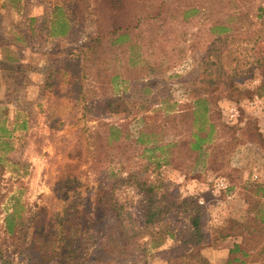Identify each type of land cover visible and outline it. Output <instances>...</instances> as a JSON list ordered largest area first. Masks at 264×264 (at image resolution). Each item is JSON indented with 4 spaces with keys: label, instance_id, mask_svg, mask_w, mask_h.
Returning <instances> with one entry per match:
<instances>
[{
    "label": "rangeland",
    "instance_id": "374dc122",
    "mask_svg": "<svg viewBox=\"0 0 264 264\" xmlns=\"http://www.w3.org/2000/svg\"><path fill=\"white\" fill-rule=\"evenodd\" d=\"M126 1L142 26L115 43L114 37L95 39L108 27L102 0H0V264H264V228L256 216L260 202L242 182L259 181L264 166L248 159L241 160L235 186L226 194L221 188L228 179L216 170L185 178L177 168H160L169 199L191 193L206 206L207 238L199 246L171 250L177 242L154 231L167 223L172 232L184 228L188 215L172 211L145 224L141 193L118 181L111 196L124 223L145 232L142 242L148 235L154 240L142 257L132 251L112 259L99 247L104 219L97 198L107 174L128 160L126 155L140 168L132 146L138 123L163 127V138L182 132L183 120L170 117L163 126V110L153 108L163 96L186 101L191 71L207 77L223 69L240 86L232 96L213 100L219 109L212 119L226 138L221 141L228 149L222 153L225 161L234 166L238 155L253 158L264 149V0ZM165 1V19L157 21L148 42L143 15ZM225 25L226 30L219 28ZM217 36L225 39L220 52L218 42L208 51ZM144 57L153 64L148 69L141 64ZM205 66L213 70L203 73ZM149 80L150 90L140 93ZM144 98L153 106L133 115L129 110ZM106 122L121 124V134L108 138ZM232 134L250 140L228 148ZM14 207L24 216L15 235L4 225ZM72 222L78 225L65 239L68 246L63 225ZM234 242L247 254L231 252ZM219 246L227 255L216 252L223 256L211 261L209 251Z\"/></svg>",
    "mask_w": 264,
    "mask_h": 264
},
{
    "label": "trees",
    "instance_id": "16d2710c",
    "mask_svg": "<svg viewBox=\"0 0 264 264\" xmlns=\"http://www.w3.org/2000/svg\"><path fill=\"white\" fill-rule=\"evenodd\" d=\"M102 2L107 9L108 27L106 30L100 29L101 32L95 36L97 41L106 36L109 38L114 37L115 43L121 40H128L127 33L129 31L140 30L142 24H140V20L138 19V13L129 8L126 0H102ZM168 4L169 2L166 1L161 2L157 8L147 9L145 11L143 15L145 22L143 24H146L147 27L149 26V29L146 30L150 34L144 30L148 35V42L154 39V35L157 32L155 31V28L159 27L157 21L165 19L161 15V9ZM66 27L68 28V24L66 21H63V28L60 32L65 34L67 31ZM214 27L215 25H211V29ZM219 28L222 30L227 29L226 25L219 26ZM223 40H225L223 36L213 38L209 41L207 50L209 51V48L214 45L213 43L218 42L219 45L216 46V49L220 52L222 48L221 42ZM141 59V64L146 65L147 69L153 65L148 58L144 57ZM201 59L204 60V63H207L205 56H201ZM159 65L160 63L157 64V66ZM212 70H209L205 66L202 72L208 73ZM191 72L189 74L190 77L187 79L188 84L185 91L186 101L179 102L178 100H172V102H169V99L163 96L159 100L156 99L157 106L153 108L154 110H163V120L161 119L164 122L163 126L165 125V119H169L170 117L172 120H183L185 123L183 128L184 132L182 130L179 135L163 138V127L159 125L145 126L138 123V131L133 137L132 146L135 148V156L139 157L140 168H134L135 162L132 160V155H126L128 160L121 162L115 172H110L106 176L107 183L104 184L103 192L97 198V204L102 206L103 210L101 219H104L99 224L100 230L98 232H101V237L98 245L112 259H124L132 251L138 252V254L140 253L138 257H142L146 252L147 244L154 240L148 235L147 240L142 242L145 232L143 230H136L133 226L129 227L124 223L121 211L116 206V203L112 201L111 196L113 185L118 181L134 185L138 192L141 193L144 201L145 224L156 223L172 211H183L188 215L189 223L184 224V228H175V232H172L174 226L167 223L164 224L163 228L154 231L155 233H162L161 238L169 236L177 242V245L172 247L171 250L176 248V251H185L188 246H199L206 241L207 235L203 229L206 206L198 202L197 197L191 193L181 194L169 199L163 190L165 183L160 174V168L164 165L172 166L179 169L185 178L202 177L207 171L216 170L217 176H223L228 179L226 185L221 188V193L226 194L235 186V182L233 181L238 176V171L242 163L241 160L248 159L247 161L249 162L256 161L255 163H263L261 166H264V149H259L253 158H245L246 156L243 157V154L242 156L238 155L240 158L236 159L237 162L234 166L230 162L227 163L222 156V153H225L228 149L221 142L226 138L219 136L218 123L212 119L214 110L219 109L217 103L213 104V100L223 95L227 97L232 96L235 90L239 91L240 86L232 77H228L227 72L223 69L217 73L209 74L207 77H199V72L196 73V71ZM224 72L226 73L225 76ZM152 82V80L145 82L144 86L139 88V92L145 93L147 90L149 91ZM124 97L125 95H121L120 99L124 100ZM140 97L143 98L144 96ZM145 100L144 98L138 105L133 104V108L131 107L132 110L129 111L133 115H137V112H143L151 108L153 102L145 104L147 103ZM112 102V98L108 97L107 105H110ZM106 130L107 137L112 138L121 134L122 125L114 122H106ZM247 135L253 138V135L250 133ZM249 140L245 141L242 135L232 134L228 148L230 146L237 147L245 144ZM249 179L247 178L242 182L245 187H248V190L252 191L250 195L260 202L258 211H256V216L259 218L257 223L264 228V172L260 173L259 181ZM70 217L71 220H74L72 219L73 215ZM23 221V214L14 207L4 217L6 231L9 234L15 235L16 232L21 230ZM77 225L78 222L65 223L63 225V241L65 245L71 246V241L65 239H70L72 229L74 230ZM233 246L231 252L240 251L243 255L247 254L241 243L234 242Z\"/></svg>",
    "mask_w": 264,
    "mask_h": 264
},
{
    "label": "crops",
    "instance_id": "0c3cea01",
    "mask_svg": "<svg viewBox=\"0 0 264 264\" xmlns=\"http://www.w3.org/2000/svg\"><path fill=\"white\" fill-rule=\"evenodd\" d=\"M212 249V251H213V253H212V251L210 250L209 251V254H211V257H210V259H211V261H216V258H218V260L220 261V259H221V257L224 255V253H226V255H227V253H228V250L227 251H221V250H219V249H221L220 248V246L218 247V248H211ZM216 252L217 253H220L221 252V254H223L221 257H218L217 255H216Z\"/></svg>",
    "mask_w": 264,
    "mask_h": 264
}]
</instances>
